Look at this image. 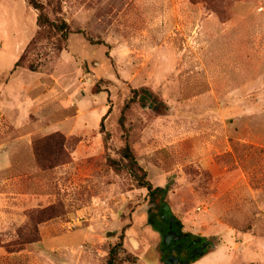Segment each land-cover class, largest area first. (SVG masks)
<instances>
[{
    "label": "rangeland",
    "instance_id": "1",
    "mask_svg": "<svg viewBox=\"0 0 264 264\" xmlns=\"http://www.w3.org/2000/svg\"><path fill=\"white\" fill-rule=\"evenodd\" d=\"M39 1L67 38L0 0V264H106L122 235L120 264H163L148 191L106 165L125 128L183 230L216 245L192 264H264V0Z\"/></svg>",
    "mask_w": 264,
    "mask_h": 264
},
{
    "label": "trees",
    "instance_id": "2",
    "mask_svg": "<svg viewBox=\"0 0 264 264\" xmlns=\"http://www.w3.org/2000/svg\"><path fill=\"white\" fill-rule=\"evenodd\" d=\"M29 5L38 12L37 17V24L40 27H44L48 29V37L53 40L56 37L61 38H67L70 27L66 22H62L61 24H58L55 21H52L47 13V7L40 2L39 0H28ZM101 42H98L100 44ZM22 58L16 63L15 67H19L20 62ZM148 91L146 89L141 91H135L134 97L132 100H130L129 103L126 104L122 117L120 119V125L124 128L123 120L125 119V113L128 109L131 108L132 104L137 101L139 98L140 100H144L148 98ZM103 125V124H102ZM104 128H102L103 130ZM126 130V142L124 147L119 152L120 154V160L116 161L113 159H108L106 162V165L110 168H115L116 170H121L127 172L134 184L140 188V189H146L148 191V195L150 198V202L152 204V212L155 211L156 215L150 216L149 215V225L154 228L155 231H160L158 227V221H159V214L161 211V206L163 204L168 205L165 201V199L168 196L169 189L168 188H161V187H154L153 183L148 180V172L144 170L141 165L139 164L137 160V155L134 149V145L136 143L135 139H132L130 136V133ZM43 143H35L33 144V147L35 146V155L36 160L38 163V166L42 169H45L47 167H52V162L55 161V158L58 157L60 152L64 153L65 147H66V138L64 135H62L60 132H55L49 134L45 139H43ZM58 142L54 144L53 142ZM48 155H45L48 153ZM59 163V162H58ZM65 163H68L66 161ZM48 164V165H47ZM54 164V163H53ZM56 167L57 163L54 164ZM55 216H57L56 212L53 211V208H48L41 210L39 212H33L31 214L32 219L37 218L43 219L44 221L53 219ZM43 221V222H44ZM180 229H183V224L181 221H178ZM124 235L121 236L120 242L110 249L109 255L107 257L106 264H120V253L121 250L124 247L123 244Z\"/></svg>",
    "mask_w": 264,
    "mask_h": 264
},
{
    "label": "flooded vegetation",
    "instance_id": "3",
    "mask_svg": "<svg viewBox=\"0 0 264 264\" xmlns=\"http://www.w3.org/2000/svg\"><path fill=\"white\" fill-rule=\"evenodd\" d=\"M158 218L159 233L162 238L160 257L163 264H165L166 261L171 260V258L179 260V264H186L187 262L192 264L206 256L210 250L213 249V245L215 244L211 240L194 236L192 234H189V237H186L185 239H177L176 237H181L188 233L183 229H180L178 224V221L180 220L173 215L168 205L163 204L161 206ZM173 233L177 236L174 237L171 245H165L163 243V237ZM172 262L177 264L174 261Z\"/></svg>",
    "mask_w": 264,
    "mask_h": 264
},
{
    "label": "water",
    "instance_id": "4",
    "mask_svg": "<svg viewBox=\"0 0 264 264\" xmlns=\"http://www.w3.org/2000/svg\"><path fill=\"white\" fill-rule=\"evenodd\" d=\"M175 236H177L175 233L165 235V236L163 237V243H164L165 245H171L172 240L174 239ZM186 237H189V234H185V235H182L181 237H176V238L179 239V240H181V239H185ZM131 242H132L134 248H137L138 244H137L136 240L131 239ZM205 247H206V246H205ZM215 248H216V245H213V249H215ZM202 255H203V254H202ZM202 255H201V256H202ZM172 261H174V262H176L177 264H179V260H176V259H174V258H171V260L166 261L165 264H174ZM182 264H183V263H182ZM186 264H189V263L187 262Z\"/></svg>",
    "mask_w": 264,
    "mask_h": 264
},
{
    "label": "crops",
    "instance_id": "5",
    "mask_svg": "<svg viewBox=\"0 0 264 264\" xmlns=\"http://www.w3.org/2000/svg\"><path fill=\"white\" fill-rule=\"evenodd\" d=\"M5 146H0V168L5 167V169L12 167V161H10V154L7 153V150L3 148Z\"/></svg>",
    "mask_w": 264,
    "mask_h": 264
}]
</instances>
